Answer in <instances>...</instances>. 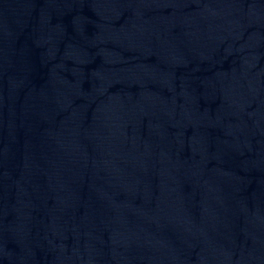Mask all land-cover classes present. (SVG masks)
I'll return each instance as SVG.
<instances>
[{"label": "water", "instance_id": "obj_1", "mask_svg": "<svg viewBox=\"0 0 264 264\" xmlns=\"http://www.w3.org/2000/svg\"><path fill=\"white\" fill-rule=\"evenodd\" d=\"M0 264H264V0H0Z\"/></svg>", "mask_w": 264, "mask_h": 264}]
</instances>
